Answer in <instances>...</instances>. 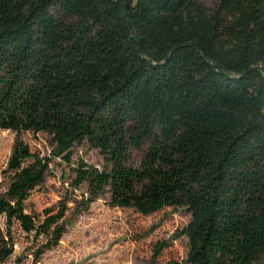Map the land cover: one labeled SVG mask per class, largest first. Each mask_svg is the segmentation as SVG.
Masks as SVG:
<instances>
[{
    "label": "trees",
    "instance_id": "16d2710c",
    "mask_svg": "<svg viewBox=\"0 0 264 264\" xmlns=\"http://www.w3.org/2000/svg\"><path fill=\"white\" fill-rule=\"evenodd\" d=\"M0 130L15 135L0 264L12 223L44 248L61 237L66 204L29 203L37 135L66 164L75 145L100 156L73 170L80 207L106 193L142 217L181 209L185 264L264 260V0H0Z\"/></svg>",
    "mask_w": 264,
    "mask_h": 264
},
{
    "label": "rangeland",
    "instance_id": "374dc122",
    "mask_svg": "<svg viewBox=\"0 0 264 264\" xmlns=\"http://www.w3.org/2000/svg\"><path fill=\"white\" fill-rule=\"evenodd\" d=\"M195 1L206 9L216 2ZM14 138V133L0 130V193L5 175L9 174L4 175V171ZM23 139L47 161L44 182L29 198L31 207L40 212L63 202L66 212L60 239L45 248L44 236L24 233L12 223L9 229L12 254L1 264H185L186 239L179 231L189 220L187 213L167 208L142 217L131 209L108 207L106 193L80 207V199L86 194L83 187L73 186V170L79 161L100 167V156L84 144L75 145L66 164L52 156L44 135ZM146 147L147 143L139 150H130L132 165L137 166ZM4 231V222L0 219L3 235ZM259 264H264V260Z\"/></svg>",
    "mask_w": 264,
    "mask_h": 264
}]
</instances>
